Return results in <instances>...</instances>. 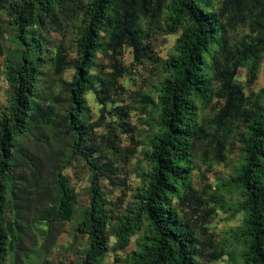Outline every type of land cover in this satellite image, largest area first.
Instances as JSON below:
<instances>
[{
	"label": "trees",
	"instance_id": "16d2710c",
	"mask_svg": "<svg viewBox=\"0 0 264 264\" xmlns=\"http://www.w3.org/2000/svg\"><path fill=\"white\" fill-rule=\"evenodd\" d=\"M209 7L203 0H16L9 5L0 0V15L8 12L22 46L20 62L11 58L6 66L11 96L9 110L0 119V264L17 249L18 217L34 209L47 222L46 244L54 239L57 226L80 213L77 233L88 239L82 264H102L111 249L124 251L140 233L128 264H201L203 257L220 261L225 253L209 251L216 241L208 226L218 210H225L224 198L200 194L192 177L203 157L209 165L225 163L236 140L243 162L228 190L240 198L242 264H264V88L246 93L257 81L264 57V0H222ZM70 14L74 21L64 23L63 17ZM240 19L250 30V42L231 36L229 26ZM51 31L62 36L52 56L55 75L62 77L75 68L65 98L55 93L43 97L41 91ZM160 32L178 38L174 53L162 63L165 79L156 97L144 96L158 119L145 152L150 168L140 176L136 207L120 214L119 207H109L100 182L103 176L112 184L120 178L114 159L123 151L120 135L134 132L128 122L133 107H114L118 124L103 116L100 125L106 135L99 139L89 124L86 95L96 91L97 81L100 103L116 105L126 95L120 81L127 73L158 61L151 39ZM70 48H75L74 59ZM127 49L134 58L129 69L121 60ZM101 53L109 59L111 71L94 76ZM241 68L247 70L245 85L237 80ZM42 98L53 108L55 102H65L61 120L66 130L52 137L53 157L47 164L61 171L68 148L88 163L92 185L87 207L65 183L57 188L35 172L36 181L42 182L43 201L34 203L30 186L16 179L20 159L29 167L23 141L31 134ZM214 98L219 105L203 125L201 112ZM103 158L108 160L100 163ZM31 162L40 168L32 158Z\"/></svg>",
	"mask_w": 264,
	"mask_h": 264
},
{
	"label": "rangeland",
	"instance_id": "374dc122",
	"mask_svg": "<svg viewBox=\"0 0 264 264\" xmlns=\"http://www.w3.org/2000/svg\"><path fill=\"white\" fill-rule=\"evenodd\" d=\"M16 0H8V5ZM205 3H210L212 9L222 0H203ZM72 13V12H71ZM64 23L73 22L74 18L70 14L63 17ZM11 19L8 17V12L3 10L0 15V119L9 110V98L11 89L6 78V66L9 59L14 58L17 63L21 60L19 49L22 47L16 37L17 31L11 24ZM242 20H238L233 25L229 26L231 36L245 38L250 42V30L243 25ZM178 35H165L163 32L152 37L154 52L157 56V62H146L145 65L139 66L135 72H128L127 75L120 81V84L127 90L126 95L121 97V100L113 105L108 103L105 107L100 103L99 84L96 81V91L86 95V101L89 113V124L93 127L94 135L97 138L106 135V128L100 125V119L104 116L106 121L114 124L119 123V117L114 111V107L119 105H131L133 107L129 121L134 128L132 133L121 134L122 138V153L116 156L115 164L119 167L120 173L116 184H112L105 176L102 177V191L106 194L109 201V207L112 209L120 208V214H126L132 211L136 205L137 189L141 185L140 176L147 172L150 168L149 162L145 157V152L150 149L151 142L158 130V119L152 111L151 103L146 101L144 96L156 97L157 89L164 82L165 76L162 70V63L166 61L173 53L174 46ZM62 36L55 31L50 32L51 43L47 46L48 63L42 69L41 83L42 95L48 97L52 94H57L63 98L67 97L66 89L72 81L75 71L74 67H70L62 77H57L54 73V65L52 56L57 52L61 45ZM75 48H70L67 51L74 59L76 57ZM132 49L124 51L121 58L124 67L129 69L133 62ZM210 59L208 60V65ZM110 72V61L103 54H99L96 60V67L93 75L100 72ZM237 80L245 85L247 80V70L241 68L239 70ZM218 83L214 82V87ZM264 88V57L262 58L261 69L258 79L252 89H247L246 93L251 91L257 93ZM124 101V102H123ZM40 103V110L34 116V122L31 126V134L23 141L24 147L27 148L28 165L21 159L18 162L16 179L19 183L30 186L33 193L34 203H39L41 181L37 182L34 172L41 179H47L54 183L58 188L59 183L63 182L71 192L75 193L78 202L82 207H87L90 203V189L92 170L88 163L67 149L64 152V163H62L61 171L49 168L47 162L51 155L50 150L54 147L50 145L54 135H63L65 125L62 119L64 112V100L55 102L56 107L50 106L43 101ZM217 99L214 98L210 104L201 112V121L203 125H208L213 116L214 110L218 107ZM44 124H42V122ZM62 150V149H61ZM50 154V155H49ZM59 153L58 155H60ZM96 154L95 157H99ZM227 160L223 164H211L205 162V158L198 161L199 168L193 172L192 183L200 194L207 193L205 197L212 198L218 195H223L225 202V210H218L214 216L212 223L208 226L209 232L213 235L214 248L209 251L221 252L225 255L220 261L212 262L210 258L203 257L199 260L201 264H242L241 241L238 239L241 235L243 214L238 211L239 194L231 193L228 190L230 179L234 177L240 169L243 156L241 154V145L238 140L233 148H228L226 153ZM40 165V168H35L31 162ZM108 159H102L100 163L106 162ZM27 180V181H26ZM37 183V184H36ZM56 188V189H57ZM58 190V189H57ZM8 192V197H11ZM114 205V206H111ZM211 205H214L212 203ZM119 213V212H117ZM81 221L80 213L75 218L57 226L54 229V239L49 243H45V234L48 230L47 222L41 221L37 212L34 210L26 211L23 217H18L17 236L19 238L16 251L7 256L6 264H82V257L87 249L88 239L77 233V227ZM143 233L135 235L127 249L121 252H114L112 249L103 258L102 264H128L130 254L137 249V241ZM115 244V238L110 240L111 248Z\"/></svg>",
	"mask_w": 264,
	"mask_h": 264
}]
</instances>
